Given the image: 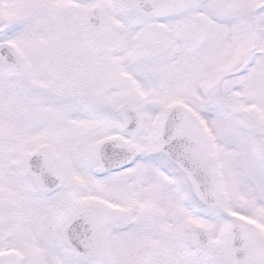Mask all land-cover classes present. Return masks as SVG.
I'll use <instances>...</instances> for the list:
<instances>
[{"label":"snow or ice","instance_id":"6c2138e0","mask_svg":"<svg viewBox=\"0 0 264 264\" xmlns=\"http://www.w3.org/2000/svg\"><path fill=\"white\" fill-rule=\"evenodd\" d=\"M0 264H264V0H0Z\"/></svg>","mask_w":264,"mask_h":264}]
</instances>
